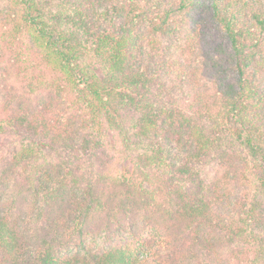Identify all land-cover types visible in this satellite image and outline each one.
I'll list each match as a JSON object with an SVG mask.
<instances>
[{"label": "trees", "instance_id": "trees-1", "mask_svg": "<svg viewBox=\"0 0 264 264\" xmlns=\"http://www.w3.org/2000/svg\"><path fill=\"white\" fill-rule=\"evenodd\" d=\"M0 64V264H264V0H0Z\"/></svg>", "mask_w": 264, "mask_h": 264}, {"label": "rangeland", "instance_id": "rangeland-1", "mask_svg": "<svg viewBox=\"0 0 264 264\" xmlns=\"http://www.w3.org/2000/svg\"><path fill=\"white\" fill-rule=\"evenodd\" d=\"M2 66V64H0V67ZM110 138V137H109ZM109 138L105 139L106 143L109 141ZM3 142H5L8 145H10L11 142H19L17 139H13V137H8L7 139L3 140ZM120 164H116V168H119Z\"/></svg>", "mask_w": 264, "mask_h": 264}]
</instances>
